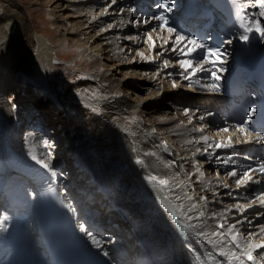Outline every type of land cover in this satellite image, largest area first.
<instances>
[{"label":"bare ground","instance_id":"1","mask_svg":"<svg viewBox=\"0 0 264 264\" xmlns=\"http://www.w3.org/2000/svg\"><path fill=\"white\" fill-rule=\"evenodd\" d=\"M179 1L176 0V4ZM46 2L52 7L51 12L62 11L59 15L66 25L69 22L73 24L72 28L61 34L58 44L35 29L33 17L23 0H0V160L7 163V169H10L9 160L15 158L14 153L30 160L27 155L29 148L39 158H43L44 152H50L52 166L63 174V179L55 185V189H69L74 201L78 196L83 197L79 202L78 214L86 216L89 206L95 211L93 216L96 223L107 231L112 229L110 232L114 236L108 233L105 237L113 241L105 245L110 251L107 258L98 255L85 241L78 240L107 264H122V259L130 256L126 264H194L189 245L200 253L197 264H228L219 251L238 250L227 234L224 237L226 243H218L215 249L206 242H199L193 235L196 231L209 235L213 231H223L216 227L217 222H224L227 228L231 223L241 221L233 233H241L237 242L242 248H247L250 243H264V233L259 231V227L264 225V208L258 201L243 213V217L251 223L243 222L235 208L226 212L223 219L220 216L226 206L254 200L264 193V176L254 172L253 179H259V184L249 182L247 186L236 189V178L225 176L232 165L225 166L223 162H217L216 158L239 153L241 144H234L230 149L213 148L209 151L215 155H207L203 152V142L196 143V139L205 134L215 141L227 142L229 134L216 135V130L226 124L231 126L232 123H226L218 113L213 112L215 109H210L213 98L217 102L225 99L221 94L202 89L201 84L206 81L199 79L198 82L200 74L191 81L184 80L182 70L175 63L177 54L166 52L164 56H157L156 53L162 49L157 47L153 50L144 43V33L156 27L155 21L121 26L120 16L113 12V9L124 8V18H144L143 11H136V8L140 9L139 3L142 4V1L117 0L105 15L100 13L108 0ZM242 2L247 4L245 0ZM129 7L135 11L129 13L126 10ZM248 10H252L250 5ZM171 14L175 21L179 20L180 8L176 6ZM111 22L116 23L115 28L100 31ZM130 35H139L140 38L136 41L124 38ZM152 36L159 45L161 41L158 37L167 36V33L152 32ZM251 36L254 38L251 48L246 49L245 44L235 38L233 44L228 46L227 59L223 64L225 71L220 73L222 85L223 79L244 54L256 55L264 47V38L256 33ZM62 46H71L76 52V56H73L76 62L89 63L93 72L89 79H82L80 83L70 86L73 92H64L72 100L69 111L53 100L48 101L50 106L41 107L35 94L30 95L35 93L37 85L46 92L56 91L55 82L52 81L56 62L61 60L59 50ZM171 46L169 43L166 47ZM137 50L152 57V61H142L136 55ZM165 58L173 62L167 69L162 64ZM157 72L159 75H156ZM19 73L30 80V85H23V77L19 78ZM172 81H177L179 87L173 88ZM13 89L17 94H25L24 97L34 109L30 110L27 102V105L23 103L19 111H13L9 99ZM137 93L139 95L135 96ZM184 109L199 110L195 115L189 111L191 124L188 123V116L183 115ZM25 114L35 120L32 121V128L23 127L25 123L19 128ZM201 114H205L203 121L198 119ZM75 124L78 125L80 141L73 138L72 127ZM201 125H206L203 133L192 130ZM237 136L239 133L233 134L234 142ZM196 148L201 151L193 155ZM152 152L156 156H152ZM170 161H175L171 168L167 167ZM197 161L203 162L198 165L204 172L203 177L195 173L193 168ZM58 163L66 165L70 172L63 171ZM249 163L246 162L247 165ZM217 170L219 177L215 175ZM237 170L239 172L241 169ZM189 174H192L191 179ZM149 175L168 179L169 184H149L144 179ZM18 178L16 176L15 179ZM15 179H5L0 193L6 198L26 201L30 215L28 218L15 217L12 211H7L10 202L6 200L0 205V220L5 214L11 219L4 228H0V233L10 236L20 225V231L29 241L25 254H33L42 264H58L56 246L50 238L54 231L53 223L61 220H57L58 209L46 204L42 191L30 189V185ZM222 183L230 187L225 189ZM229 191L233 195H226ZM29 192L36 193L35 199L29 197ZM184 193L192 195L193 200H187ZM201 195L207 197V201H201ZM192 203H196L198 208L189 213L187 209ZM172 211H175L182 225H189L186 235H181L176 227ZM200 211L204 212V217H199ZM212 213L217 215L214 217ZM120 214L127 224L120 220ZM188 216L193 219L188 220ZM249 232L256 235L249 239L245 235ZM211 239L218 240L216 237ZM125 246H129L132 252ZM252 255L253 261L244 257V264H264V249L255 248Z\"/></svg>","mask_w":264,"mask_h":264},{"label":"snow or ice","instance_id":"2","mask_svg":"<svg viewBox=\"0 0 264 264\" xmlns=\"http://www.w3.org/2000/svg\"><path fill=\"white\" fill-rule=\"evenodd\" d=\"M233 5L236 7V19L235 24L240 30L238 34L229 35L225 38L223 35L213 36L211 34L204 37H198L196 35L186 33L182 28L178 29L176 26H169V19L171 13H173L176 7V0H156L154 7L159 10L158 14L148 16L147 18H137L135 20H128L123 17L125 11L124 8L113 9V12L120 16L119 23L121 26L131 23L133 25L147 24L149 21L158 22V26L154 27L151 31L144 33L145 40L144 43L148 45L149 48L155 50L157 47L162 49L156 53L157 56H164L166 52H171L177 54L178 59L175 61L179 65V68L182 70L183 79L186 81H191L194 77L203 79L206 81L205 84H201L202 89H207V91L224 94V87L221 83L222 76L220 73L225 71L223 64L226 62L228 49L225 45L233 44V39L241 41L243 44L247 45L249 43L250 34L256 33L260 37L264 38V0H247V4L239 3L237 0H231ZM117 0H108V3L105 4L101 15L108 13L109 8L112 5H115ZM251 6V11L248 10V6ZM258 9V10H257ZM129 13L135 11L133 8L126 9ZM95 19V17H93ZM116 23L111 22L106 25V27L100 29L102 32H106L110 28H115ZM152 32H166L167 36H159L158 39L161 41L159 45L152 36ZM174 37V38H173ZM127 40L136 41L140 37L139 35H130L124 37ZM171 43V47L167 48L166 46ZM136 55L140 57L142 61L151 62L152 57L146 56L143 51L137 50ZM173 62L170 59L165 58L162 62L163 68L167 69L171 66ZM159 75V72L156 73ZM171 75V73H169ZM172 87L177 88L179 84L177 81H172ZM11 99V98H9ZM254 99V97H253ZM264 100V97L261 98ZM13 111L15 110V105H12ZM189 111L193 112L195 115L196 111L199 110H189L184 109L183 115L188 116V123H192V116H189ZM206 115H212V113H207ZM198 119L203 121L205 119V114H201ZM206 125H201L199 128L192 129L193 131L204 132ZM152 131H155L153 129ZM220 133H227L228 138L225 143L223 140L215 141L209 135H202L196 139V143L201 141L205 145L203 152L207 155H215L214 152L209 151L210 149H230L234 147V144H264V106L260 102L248 104L244 110L243 115L240 119L228 126L227 124L216 130V135ZM239 133V136L236 137L235 142L233 141V134ZM254 137L255 139H251ZM211 141V142H210ZM192 143V141H189ZM164 149L167 152V145H164ZM200 148H196L193 152L195 155L197 152H200ZM264 151V149H261ZM28 158L40 169L43 170L47 190L49 193H52L53 201L58 205L60 211V216L71 224V233L72 238L76 240L85 241L88 246L95 250L98 255L102 257H109L110 251L106 244L113 243V241L106 239L103 235L98 234L93 230L92 225L88 220L78 214V206L76 205L74 199L71 197V193L65 188L63 190H56L53 186L58 185L60 180L63 179V174L59 173V170L52 166L51 164V153L44 152L43 158H39L38 155L29 148L27 151ZM152 156H156L155 152L151 153ZM239 156V153H233L227 156L221 155L216 158L217 162H223L225 166L228 164L232 165L230 171L225 173L226 177L236 178L234 180V185L236 189H240L241 186H247L249 182L259 184V179H253L252 173L259 172L261 176H264V160H257L254 163L250 162L248 165H237L235 157ZM246 160L251 161L252 158L249 156L244 157ZM137 163H142V161H137ZM203 162L197 161L193 164L195 173H198L200 177L204 176V172L201 171V168L198 166ZM175 165V161H170L167 164V167L171 168ZM241 169L239 172L237 169ZM189 174V179H191ZM215 175L219 177V170L216 171ZM144 179L149 184H159L162 186H167L169 184L168 179H160L156 175H149L144 177ZM183 185V182H180ZM222 187L228 189L230 186L227 183H222ZM29 197L35 199L36 193L29 192ZM213 195H218V193H213ZM226 195H233L231 191L226 193ZM184 196L187 200L192 201L193 196L188 193H184ZM201 201H207V197L201 195L199 197ZM259 202V205L264 208V193L256 196L254 200L247 201L245 203H235L233 205L226 206L220 213L221 218L223 219L226 212H230L233 208L239 211V214L243 218V222L251 223L250 220L243 217V213L246 209L250 208L253 203ZM198 208L196 203H192L187 212L191 213L193 209ZM79 215V218H78ZM204 212H199V217H204ZM216 213H212V216H216ZM173 219L176 220V227L179 228L181 235H186L188 232L189 225L181 224L179 217L176 216L175 211H172ZM11 217L7 214L3 215V219L0 220V228L5 227V223L8 222ZM188 220H192V216L187 217ZM241 221H235L227 226L224 222H217L216 227L223 231H213L209 235L203 231H196L193 233L198 239L199 242L210 244L213 249L217 247L218 243L225 242V234L228 235L230 242L234 245L235 249L238 251L225 252L223 250L219 251L221 257H225L228 260V264H244V257L249 261H253L252 252L255 248L264 249V243L260 244H249L247 248H242L241 244L237 242V238L241 235L239 231L233 233L234 229H237V224ZM6 230V229H5ZM259 231L264 233V225L259 227ZM249 239L256 235L254 232H249L245 234ZM211 237H216L218 240L214 241ZM226 243V242H225ZM189 251L194 258V264H197L200 260V253L196 251L195 248H192L189 245Z\"/></svg>","mask_w":264,"mask_h":264},{"label":"rangeland","instance_id":"3","mask_svg":"<svg viewBox=\"0 0 264 264\" xmlns=\"http://www.w3.org/2000/svg\"><path fill=\"white\" fill-rule=\"evenodd\" d=\"M23 1L25 4H27V8L29 10V13L33 17V20H34L33 23L35 25V29L39 33H43L46 36H48L50 39L56 40V44L59 43L58 38H61V34H63L64 31H67L69 28L73 27V24L71 22L68 21L69 24L66 25L65 22L63 21V18L62 19L60 18L59 14H61L62 11L51 12L50 10L52 7L50 6V4H48V2H46V0H23ZM136 11H137V9H136ZM52 14H53V16H51ZM59 51H60L59 57L61 60H58L56 62L53 81H52V82H55L53 84L56 87V89H55L56 91H53V90L50 91L49 90L48 92H46L42 89V87L37 85V86H35L36 87L35 93H33V94L30 93V95L35 94L34 96L37 98L36 99L37 102H39L41 104V107L42 106H44V107L50 106V105H48L49 104L48 101L53 100L59 106H61L62 109H67L69 111L72 108V103H71L72 100L70 98H67L64 95V92H65V94H67L69 90L71 92H73L70 89V86H73V85L80 83L82 79H85V80L89 79V77H92L93 72H92V68L90 67L89 63L85 64L84 61L82 62L80 60H79V62L78 61L76 62V60L74 58L76 56V52L71 48V46H65V48L62 46ZM18 76H19V78L23 77V79H22L23 85H30L29 84L30 80H28L26 77H24L21 73H19ZM87 90L90 91L89 88H87ZM79 91H80V89H79ZM88 91H87V93H89ZM9 95H10L12 104L15 105V111H19L23 107L24 104L27 105V102H28V105H27L28 108L30 110H32V108L34 109V107L32 106L31 103H30L31 105H29L28 99L24 97L25 94H20V93L17 94L16 91L13 89L10 91ZM138 95H139V93L135 94V96H138ZM38 115H39V112H38ZM32 121L34 122L35 120L34 119L32 120L28 114H25V117L23 115V120H21V122H20V127H22L23 126L22 124H24V123H25V126H23V127H28V123L33 124ZM77 126L78 125H76V124L73 125L72 133H73V138L76 140L79 139V141H80L81 136H79V131H78ZM28 128H30V127H28ZM58 165L60 167L61 164L58 163ZM27 186H29V185H27ZM29 188H31V186H29ZM69 193H71V191H69ZM81 198H83V197L78 196V198H76V200H75V203L78 206V208L80 206L79 202L82 201ZM32 239H33V241L35 240L34 238H32ZM125 247L128 248L129 246H125ZM130 249L131 248H128V251ZM130 251L132 252V250H130ZM126 259H127V261H124ZM126 259L125 258L122 259V264H126V262H129L128 260L131 259V256L129 258H126ZM123 261H124V263H123Z\"/></svg>","mask_w":264,"mask_h":264}]
</instances>
